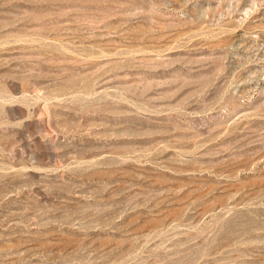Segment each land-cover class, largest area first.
Masks as SVG:
<instances>
[{
  "label": "rangeland",
  "instance_id": "374dc122",
  "mask_svg": "<svg viewBox=\"0 0 264 264\" xmlns=\"http://www.w3.org/2000/svg\"><path fill=\"white\" fill-rule=\"evenodd\" d=\"M0 264H264V0H0Z\"/></svg>",
  "mask_w": 264,
  "mask_h": 264
}]
</instances>
